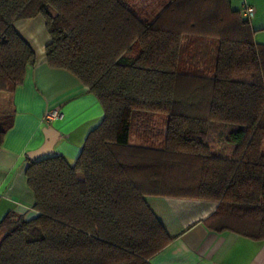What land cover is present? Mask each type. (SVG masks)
Here are the masks:
<instances>
[{
  "label": "trees",
  "instance_id": "obj_1",
  "mask_svg": "<svg viewBox=\"0 0 264 264\" xmlns=\"http://www.w3.org/2000/svg\"><path fill=\"white\" fill-rule=\"evenodd\" d=\"M37 15L47 63L72 72L104 115L73 163L57 153L30 161L37 214L1 219L0 264H149L172 240L149 195L214 200L210 228L264 240V43L242 9L0 0V91L13 92L35 62L14 24ZM156 115L162 143L149 134ZM7 127L0 121V147ZM139 130L144 142L130 143Z\"/></svg>",
  "mask_w": 264,
  "mask_h": 264
},
{
  "label": "crops",
  "instance_id": "obj_2",
  "mask_svg": "<svg viewBox=\"0 0 264 264\" xmlns=\"http://www.w3.org/2000/svg\"><path fill=\"white\" fill-rule=\"evenodd\" d=\"M244 3L254 9L249 18L256 30L254 39L264 43V35L258 38L257 32L264 30V0H243L235 8L241 10ZM14 26L34 51L35 62L27 67L24 81L13 92L0 91V121L8 124L0 147V221L9 212L26 218L37 214L25 172L30 164L27 153L43 143L45 127L54 129L55 153L73 163L104 115L99 100L72 72L47 63L45 48L50 36L42 15L19 19ZM52 109L59 110L61 116L44 122L43 114ZM160 117L164 128L165 117ZM162 129L149 132L152 138L159 136L160 143ZM143 135L141 130L132 131L130 143L142 144ZM217 136L224 137L225 132H217ZM145 200L172 236L148 259L149 264H264V240L208 226L206 220L215 211L216 201L157 195L145 196Z\"/></svg>",
  "mask_w": 264,
  "mask_h": 264
},
{
  "label": "water",
  "instance_id": "obj_3",
  "mask_svg": "<svg viewBox=\"0 0 264 264\" xmlns=\"http://www.w3.org/2000/svg\"><path fill=\"white\" fill-rule=\"evenodd\" d=\"M53 130L54 129L50 126L45 127L43 131L46 137L43 143L38 148L33 149L27 153L30 161H34L39 157L48 156L55 153L53 146L57 140V137L55 136Z\"/></svg>",
  "mask_w": 264,
  "mask_h": 264
},
{
  "label": "built area",
  "instance_id": "obj_4",
  "mask_svg": "<svg viewBox=\"0 0 264 264\" xmlns=\"http://www.w3.org/2000/svg\"><path fill=\"white\" fill-rule=\"evenodd\" d=\"M254 13V9L251 5L244 3L242 5V14L246 17H251ZM61 116V113L59 110L57 109H52V110H48L46 111L43 116L42 119L44 122L49 123L54 119H57L58 117Z\"/></svg>",
  "mask_w": 264,
  "mask_h": 264
},
{
  "label": "rangeland",
  "instance_id": "obj_5",
  "mask_svg": "<svg viewBox=\"0 0 264 264\" xmlns=\"http://www.w3.org/2000/svg\"><path fill=\"white\" fill-rule=\"evenodd\" d=\"M135 1L143 2L144 0H135ZM231 1H232L231 2L232 7L239 8L240 5H241V2L243 0H231ZM257 32L260 33V34H258V38H259V35H264V30H259ZM0 97H1V94H0ZM160 116L161 115H156V117L154 118V120L151 122V125H150L151 127L150 128H156L159 131H160V129L163 128L162 124H160V118H161ZM219 146L221 147L220 143H219ZM0 237H1V233H0Z\"/></svg>",
  "mask_w": 264,
  "mask_h": 264
}]
</instances>
